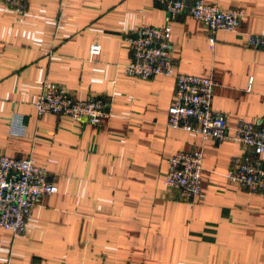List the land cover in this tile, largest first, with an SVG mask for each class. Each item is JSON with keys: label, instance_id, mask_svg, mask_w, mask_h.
Returning <instances> with one entry per match:
<instances>
[{"label": "crops", "instance_id": "0c3cea01", "mask_svg": "<svg viewBox=\"0 0 264 264\" xmlns=\"http://www.w3.org/2000/svg\"><path fill=\"white\" fill-rule=\"evenodd\" d=\"M201 1L242 12L237 30L216 32L212 46L198 22L153 0H28L21 15L0 3V154L30 157L56 188L36 198L23 238L0 229V264H264V195L223 177L241 148L165 127L171 77L123 75V37L165 28L173 72L212 80L211 109L228 136L237 119L262 122L264 52L243 43L245 34L264 36V0ZM93 42L100 51L87 60ZM43 83L78 101L105 98L108 118L36 117ZM193 149L199 195L183 203L164 192L162 174L169 156Z\"/></svg>", "mask_w": 264, "mask_h": 264}, {"label": "built area", "instance_id": "2783aa9c", "mask_svg": "<svg viewBox=\"0 0 264 264\" xmlns=\"http://www.w3.org/2000/svg\"><path fill=\"white\" fill-rule=\"evenodd\" d=\"M167 15L174 17L186 13L205 30L206 43L213 45L216 32L234 33L242 18L240 10H221L206 5L201 0H153ZM1 6L22 14L28 0H0ZM170 34L165 28L140 26L123 37L130 60L123 68V75L131 79L149 80L158 76L173 79V93L166 110L165 127L181 130L199 137L201 142L231 141L243 151L234 157L223 174L229 182L248 195H264V120L248 123L237 119L232 135L226 133L222 115L211 109L213 82L210 78L174 73L176 65L170 45ZM243 46L264 52V36L245 34ZM96 42L87 48V60L99 54ZM247 80L246 92L251 86ZM36 117L52 115L71 121L85 120L98 124L109 116V103L103 97L91 96L75 100L64 88L43 83L32 104ZM17 121L12 118L10 130ZM19 126L16 127V130ZM201 151H179L165 161L161 185L168 196L175 193L183 203H192L199 195L201 177ZM56 188L47 181L46 172L37 167L30 157L9 158L0 154V229L13 238H23L26 222L35 200L39 196L55 194Z\"/></svg>", "mask_w": 264, "mask_h": 264}]
</instances>
